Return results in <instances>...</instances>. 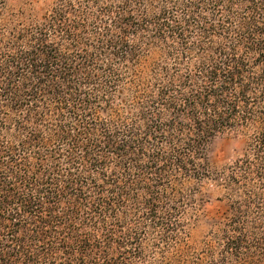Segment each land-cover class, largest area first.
<instances>
[{
  "label": "trees",
  "instance_id": "obj_1",
  "mask_svg": "<svg viewBox=\"0 0 264 264\" xmlns=\"http://www.w3.org/2000/svg\"><path fill=\"white\" fill-rule=\"evenodd\" d=\"M0 264H264V0H0Z\"/></svg>",
  "mask_w": 264,
  "mask_h": 264
},
{
  "label": "rangeland",
  "instance_id": "obj_2",
  "mask_svg": "<svg viewBox=\"0 0 264 264\" xmlns=\"http://www.w3.org/2000/svg\"><path fill=\"white\" fill-rule=\"evenodd\" d=\"M34 6L42 13L47 6L48 0H33ZM237 147V139L233 134L219 135L213 139L209 147V158L212 162L227 160L233 155ZM226 209L224 202L211 200L205 206L204 216L207 221L218 218Z\"/></svg>",
  "mask_w": 264,
  "mask_h": 264
}]
</instances>
